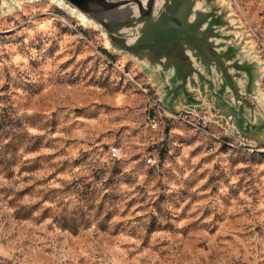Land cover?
<instances>
[{
  "label": "rangeland",
  "instance_id": "obj_1",
  "mask_svg": "<svg viewBox=\"0 0 264 264\" xmlns=\"http://www.w3.org/2000/svg\"><path fill=\"white\" fill-rule=\"evenodd\" d=\"M197 6L233 93L0 0V264H264V0Z\"/></svg>",
  "mask_w": 264,
  "mask_h": 264
},
{
  "label": "water",
  "instance_id": "obj_2",
  "mask_svg": "<svg viewBox=\"0 0 264 264\" xmlns=\"http://www.w3.org/2000/svg\"><path fill=\"white\" fill-rule=\"evenodd\" d=\"M59 1L101 29L113 49L155 65L164 62L171 77L183 82L200 73L198 68L212 71L221 88L236 91L231 63L197 6L201 0Z\"/></svg>",
  "mask_w": 264,
  "mask_h": 264
},
{
  "label": "built area",
  "instance_id": "obj_3",
  "mask_svg": "<svg viewBox=\"0 0 264 264\" xmlns=\"http://www.w3.org/2000/svg\"><path fill=\"white\" fill-rule=\"evenodd\" d=\"M146 119H149L150 121H153V116L150 117L149 114H147L146 116ZM113 150H114V157L117 156V151H116V148L115 147H112ZM150 162V159L148 160Z\"/></svg>",
  "mask_w": 264,
  "mask_h": 264
},
{
  "label": "bare ground",
  "instance_id": "obj_4",
  "mask_svg": "<svg viewBox=\"0 0 264 264\" xmlns=\"http://www.w3.org/2000/svg\"><path fill=\"white\" fill-rule=\"evenodd\" d=\"M153 121H154V119H153ZM112 150H113V148H112ZM112 154L114 155V152Z\"/></svg>",
  "mask_w": 264,
  "mask_h": 264
}]
</instances>
